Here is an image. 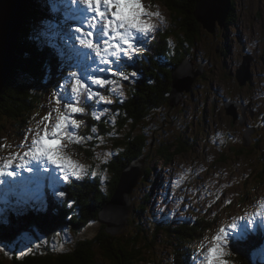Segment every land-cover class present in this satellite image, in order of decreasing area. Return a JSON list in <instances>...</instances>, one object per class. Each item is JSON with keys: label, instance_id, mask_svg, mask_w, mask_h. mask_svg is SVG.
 I'll return each mask as SVG.
<instances>
[{"label": "rangeland", "instance_id": "374dc122", "mask_svg": "<svg viewBox=\"0 0 264 264\" xmlns=\"http://www.w3.org/2000/svg\"><path fill=\"white\" fill-rule=\"evenodd\" d=\"M142 2L145 6L151 5V11L163 7L156 1L142 0ZM233 9L234 14L232 13L225 24L226 27H229L227 31L226 27L222 29L217 24L214 34L206 31L202 26L198 32L194 31V35L188 34V37L183 36L184 34L180 35L179 30L177 31L179 37L183 36L187 40L185 49L188 46L192 50L189 56L196 57V60L205 59L203 74L199 76L190 91L183 92L185 95L173 109H164L162 117H156V112L143 117V120L150 118L149 121L153 125L166 129L171 135L169 137L170 144L183 145V148L176 152L166 151V158L160 157L161 160H157L159 163L155 164L153 172L148 169V175L151 176L152 173L157 176L166 187L164 189L165 198L171 199L170 211H167V214H161V217L167 221H171L170 216L174 218L178 216L175 223L184 221L189 216L190 209L184 204L186 190L180 188L178 177L184 179L183 187L194 181L197 184L204 181L211 182L210 187H205L207 194L203 193L200 188L195 189L197 196L203 198L200 200V204L203 206L209 204L204 199H209L211 195H214L215 199L219 201L231 202H225L229 209L227 216L223 218L220 215L222 208L219 203L216 202L215 206V218L221 220L226 229L228 225L236 222L230 216L234 214L232 211L234 205L236 211L240 205L249 204L253 199L264 195V173L259 175L260 169H264V127L257 126V124L262 125V121H258L260 115L264 119V0H232V11ZM156 11L161 12L159 9L153 12ZM148 19L154 24L158 22L156 17ZM195 20L198 22L197 18ZM192 40H195L194 44H192ZM215 47L220 50L219 53ZM226 48L227 50H225ZM173 50L176 52V48ZM251 51L253 53H250ZM248 54L252 56L251 75L248 81L239 84L235 77L236 70L244 57H248ZM243 99L245 104H248L247 109L243 106L240 107L242 104L238 106L236 103L235 111L238 117L240 116L239 112L245 111V115L244 117L240 116L241 120L237 118L235 123L231 124V115L226 114L224 109L226 105H230L229 100L243 102ZM251 102H254L252 108ZM254 114L256 116H253ZM38 121L39 118L25 124L27 130L35 129ZM138 125L139 121L132 118L130 134L127 137L132 136V131ZM4 126L5 129L0 134L12 135L11 129L14 126L12 124ZM159 130L157 129V132ZM120 138L121 140L125 139L126 134L121 135ZM229 138L234 144H225ZM247 141L252 144H240ZM217 147L223 148L218 149L222 154H218ZM154 159L153 156L151 161ZM163 161L171 163L166 164ZM109 167H114V165L109 163ZM175 171H179L178 177ZM249 173L252 176L249 182L251 197H249L247 189L248 179L245 181V187L241 189L236 187ZM191 176L193 178H190ZM21 178L19 175L12 179L20 181ZM170 186L175 188L177 197L170 194ZM231 187H236L233 192L240 193L243 198L249 197V199H240L238 195H235L233 204ZM140 188L142 185H136L132 191L136 197L141 194ZM191 198L195 199V197ZM181 213H185V216L180 217ZM192 217H195V209ZM257 225L260 227L257 230L264 233L262 228L264 223ZM160 250L164 256L161 264H169L168 261L172 260L171 254H167L169 248L164 244L160 246ZM256 254L259 257V262L264 264L258 251ZM195 256V253H192L191 260H194Z\"/></svg>", "mask_w": 264, "mask_h": 264}, {"label": "trees", "instance_id": "16d2710c", "mask_svg": "<svg viewBox=\"0 0 264 264\" xmlns=\"http://www.w3.org/2000/svg\"><path fill=\"white\" fill-rule=\"evenodd\" d=\"M161 4L168 10L170 13V16L172 20L170 21L169 27H172V30L170 31L171 34L174 35V38L176 40V52L175 56L169 58V60L166 62V64L171 65L172 67H175V65L179 62H181L185 57L189 56L190 53H192L191 48L187 46V49H185V45H187V40L183 38V36H188V34L194 35V31L198 32L199 28L201 27L200 24L195 20L194 16V9H195V3L197 0H159ZM38 4V3H36ZM60 2L56 5L57 10L60 12ZM39 5V4H38ZM52 6L48 4V8H51ZM231 12L228 15L229 20L232 13L234 14V9L232 11V2H231ZM31 17V14H28L26 16L27 19ZM226 27V26H224ZM226 31L229 29V27H226ZM179 30V34H184L182 37H179L177 31ZM27 34V32H25ZM169 33V28H167L166 34L162 33L158 35V38L152 43V50H156V53H163L164 55L167 53V44L166 41L168 38H172V35ZM25 34V36H26ZM23 37V45L26 48V51L29 53V50L33 51L31 54V57L36 58V60L40 63H46L49 61L48 58V47L44 46V44L35 45L34 42L27 40L26 37ZM195 43V40H192V44ZM21 44H22V38H21ZM217 46V45H216ZM193 48V46H192ZM215 50L219 53L218 48L215 47ZM227 50V48L225 49ZM20 52V50H18ZM227 53V52H226ZM225 53V54H226ZM18 56V55H17ZM194 60H196V57H193ZM198 60V59H197ZM205 61V59H202ZM145 65H143L142 71H144V76L141 79H137V81L134 84H131L129 81L126 82V99L123 103V108L126 112V117L121 119L118 122V127L120 129V134L123 135L126 134V138L123 139V142L125 143V148L123 152L119 153L116 158L113 161L114 164V177L110 184V188L108 190L107 196L101 195L98 191H96L94 184H92L91 189L82 188V186H79L78 190H74V195L81 194L82 198H80V203L82 206L80 207L81 213L80 216H77L72 219V221H75L77 229L74 231L75 234H80V237L78 240L80 244L76 246L75 249H72L70 251L63 252H51V251H44L43 253H36L33 255L24 256L22 258H19V255L17 252H7L6 257H8V264H96L95 254L92 251V242H96L101 245V247L106 246L111 252L106 251L105 254L111 258L115 264H129L128 258H126V251L124 250L125 244L123 241H121V235H110L105 232L106 226L100 224L97 230L94 231H87L84 235V230L89 228L90 225H92V222H98L99 216V209L107 202V200H110L113 193L115 192L119 177L122 173V171L134 160H142L144 164L149 166L150 156H154L153 161V170L155 169V164L159 163L161 160L160 157H163L166 154V151H173L174 150V144H170V134L166 129H162V126H155L151 123V121L143 120V117H147L149 113L154 111L156 112V117L160 116L162 117L163 111L166 108H169L168 105H170V97H169V90H170V84H171V77L170 73L171 70L168 67H165V65H159L157 61H153V63L148 64L147 62H144ZM16 64V63H15ZM40 64V66H42ZM43 64V65H44ZM25 70H21L20 73H25ZM43 73V74H47ZM31 74V73H30ZM28 75L27 79L31 82L37 81V78L34 76ZM22 78H24L23 75H21ZM146 78L150 79V81H146ZM199 78V76L196 78V80ZM35 80V81H34ZM16 85L14 88H11L10 86L7 87L5 93L2 94L0 97V114H2L6 119H14V121H17L22 115L28 114V110L32 105V101L36 99L35 96L31 95L29 86L24 83L16 80ZM8 91H10L8 93ZM12 95H16L20 99V103L17 105H14V97ZM159 107V108H158ZM153 112V113H155ZM152 113V114H153ZM16 118V119H15ZM133 118L135 120L139 121V129H142V137L136 136L133 138V136L137 135L139 130L135 129L132 131V136L130 140L127 138V134L130 133V130L128 129V119ZM100 122V120H99ZM146 128L151 129V131L161 137H156L155 135H152L150 138L146 137L145 130ZM157 129H160L157 132ZM115 137V136H114ZM140 160V161H141ZM159 160V161H157ZM166 164H169L171 162L169 161H163ZM146 172V173H145ZM144 174H147V170L145 169ZM153 172V171H152ZM143 174V175H144ZM56 181H59L56 180ZM47 187L43 186V193H46ZM83 191V192H82ZM75 196V197H76ZM77 198V197H76ZM48 197H43L42 199L32 200L29 204V209L36 210L40 206H43V208L46 210V207L42 205ZM61 206L65 207V203L61 202ZM55 207V206H53ZM135 209V207H132ZM83 210V211H82ZM48 213V212H47ZM61 216H63L62 212H58ZM35 216V215H33ZM49 218H52V215H48ZM54 216V215H53ZM2 217V216H1ZM0 217V218H1ZM60 217V216H59ZM52 221L49 222L50 224L46 226V233H49L56 227H60V225L64 222L58 220V215L54 216ZM71 221V222H72ZM60 222V223H59ZM169 223L171 221H168ZM25 224L28 226H36L34 222L27 223L24 221ZM42 224V221L38 223L37 225ZM130 222L128 221V225ZM84 225H87L86 227H83ZM98 225V224H97ZM158 226H166V224H157ZM15 224L12 225L14 227ZM11 228H8L7 231L3 232L0 231V236L6 239L11 236V234L14 232ZM200 228V225L195 226L191 228L194 231L197 228ZM131 231H135L136 233L140 234L141 231L139 228L134 227L131 229ZM256 232V231H255ZM263 231L257 230V233H254V231L250 232V239L254 241L257 245H260L264 243V233ZM130 239H134L133 234H129ZM231 242V240H230ZM8 244V243H7ZM9 245V244H8ZM235 247H237V240H235ZM258 249H253V252L255 254V257L257 259V264H262L259 262V257L256 254ZM136 252H142V249H136L134 253ZM236 258L243 262L244 264H248V252L246 251H238L236 254ZM177 259V258H176ZM183 260V261H182ZM181 261L185 262L186 259H183L181 257Z\"/></svg>", "mask_w": 264, "mask_h": 264}, {"label": "snow or ice", "instance_id": "6c2138e0", "mask_svg": "<svg viewBox=\"0 0 264 264\" xmlns=\"http://www.w3.org/2000/svg\"><path fill=\"white\" fill-rule=\"evenodd\" d=\"M72 2L75 3L76 0ZM80 2L86 6L90 15L84 16L81 21L86 28L75 27V32L80 34L76 39L82 46L91 49L96 60L102 65L88 75L87 80L91 82V85L104 88L110 95H115L120 100L124 96L120 84L138 75L135 71L128 73L123 70L125 61H132L137 55L143 54L147 50L144 43L152 33L158 30V25L148 18L157 17L163 22V16L159 11H151V5L145 6L142 0H80ZM113 65L121 67H113ZM104 73H109L112 78H106ZM68 76L71 79L70 99L66 98L62 91L57 92L54 88L49 112L38 121L34 132L31 129L27 130V133L31 134L30 142L29 135L26 134L25 142L18 145V147L27 149L24 156L30 157L31 160L40 164L55 165L66 182L72 179H82L88 174V169L65 155L64 149L67 145L62 144L61 141L67 139L70 142L81 143L93 139L97 132L93 127V136L84 137L75 134L74 130L82 123L81 120L74 118L75 114L85 113L86 109L82 105L88 102L105 105L104 113L108 112L107 106L113 103L108 95L102 94L100 90H94L85 83V79L81 78L77 72H70ZM109 85H115V87H106ZM55 87L62 90L65 85L58 83ZM52 102H54V107ZM53 113H55L54 117ZM95 118L99 120L101 116H95ZM41 124L43 127L40 126ZM104 155L110 156L112 153ZM28 163L29 161L25 160L24 163L17 164L16 168H25ZM12 164L13 159H4L0 165V175H15L13 171H6ZM27 170L31 171V169ZM91 174L95 176L96 172L93 170ZM56 196L63 198L65 192H57ZM225 202L231 203L230 201ZM69 207H71V202H69ZM259 215L257 213V216ZM238 219H244V217ZM261 219L264 221V217ZM254 223L255 217L249 218L246 227L251 228ZM237 228L236 222L228 225L227 229L218 228L212 235L209 245L201 244L193 264H196V261H200V264H230L226 258L230 253L226 249L229 247L230 240L241 238L240 233L236 231ZM55 235H60V233ZM35 246H40V242ZM0 250L8 251L7 247L2 244H0ZM28 251H31V247H28ZM20 254L23 255L24 250H20Z\"/></svg>", "mask_w": 264, "mask_h": 264}, {"label": "water", "instance_id": "95a60500", "mask_svg": "<svg viewBox=\"0 0 264 264\" xmlns=\"http://www.w3.org/2000/svg\"><path fill=\"white\" fill-rule=\"evenodd\" d=\"M230 8V0H197L194 16L198 22L210 32H214L216 24L223 27ZM22 0H0V92L9 78L12 69L15 49V38L23 16ZM5 61V62H4ZM251 57H245L236 71L239 84H244L250 78ZM202 73L199 67L193 69V62L185 58L172 69V84L169 91L170 104H177L183 91H188L195 78ZM236 102L226 105V113L237 118L235 112ZM248 144V142H247ZM131 166V165H130ZM130 166L128 168L130 169ZM143 169L133 167L125 172L121 178L119 188L110 202V209L106 212L112 215V222L108 223L107 231L116 234L124 226V221L129 213V194L136 180L141 176ZM115 214L118 216L116 217Z\"/></svg>", "mask_w": 264, "mask_h": 264}, {"label": "bare ground", "instance_id": "6f19581e", "mask_svg": "<svg viewBox=\"0 0 264 264\" xmlns=\"http://www.w3.org/2000/svg\"><path fill=\"white\" fill-rule=\"evenodd\" d=\"M230 8H231V3H230ZM229 8V11L231 10ZM228 19V18H227ZM227 19L225 20V24H226V22H227ZM225 24L223 25V27L225 26ZM13 54H14V56L15 57H17V52H16V50L15 49H13ZM248 57H251V54H248ZM245 58V57H244ZM5 62V61H4ZM14 63H16V62H13V64ZM14 67H15V64H14ZM6 70H8V71H11V70H13V69H11V68H7ZM10 74L11 75H14L12 72H10ZM11 75H9L10 77H12ZM238 102H239V104H243V102L242 101H239L238 100ZM251 103H253L254 104V102H251ZM246 109H247V107H246ZM243 115H245V113L243 114ZM253 116H256V114H254ZM235 123V122H234ZM57 179V178H56ZM19 194V193H18ZM2 215H0V217H1ZM115 216L117 217L118 215L117 214H115Z\"/></svg>", "mask_w": 264, "mask_h": 264}]
</instances>
